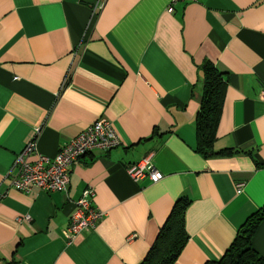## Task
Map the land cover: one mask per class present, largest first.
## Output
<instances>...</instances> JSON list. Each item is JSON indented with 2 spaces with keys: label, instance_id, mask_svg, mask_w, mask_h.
Segmentation results:
<instances>
[{
  "label": "crops",
  "instance_id": "crops-1",
  "mask_svg": "<svg viewBox=\"0 0 264 264\" xmlns=\"http://www.w3.org/2000/svg\"><path fill=\"white\" fill-rule=\"evenodd\" d=\"M0 0V264H137L173 201L187 241L172 264L216 260L264 203V0ZM223 71L212 150L195 151L200 64ZM100 118L120 143L75 159L66 192H22L5 177L34 137L53 156ZM148 158L161 178L133 181ZM35 156H29L33 160ZM90 186L102 217L66 242ZM27 216V218H26ZM264 255V218L252 237Z\"/></svg>",
  "mask_w": 264,
  "mask_h": 264
},
{
  "label": "built area",
  "instance_id": "built-area-1",
  "mask_svg": "<svg viewBox=\"0 0 264 264\" xmlns=\"http://www.w3.org/2000/svg\"><path fill=\"white\" fill-rule=\"evenodd\" d=\"M104 1L96 0L91 15L95 14V10L99 9ZM176 1L179 0H170L166 7L168 12L172 11V3ZM260 96L264 97V88L261 89ZM119 143L120 139L111 122L103 118L85 126L78 134L61 144L53 156L38 152L33 137L14 156L5 177L12 188L22 192H29L33 188L45 192H66L69 167L75 159L93 149L106 151ZM32 154L35 158L29 160ZM125 170L133 181H137L144 175H147L152 182L161 178L160 172L152 167L150 160L146 157L130 163ZM93 195V188L87 186L73 202L74 208L62 231L66 242L72 241L80 231L92 228L102 217V211L92 204Z\"/></svg>",
  "mask_w": 264,
  "mask_h": 264
},
{
  "label": "trees",
  "instance_id": "trees-1",
  "mask_svg": "<svg viewBox=\"0 0 264 264\" xmlns=\"http://www.w3.org/2000/svg\"><path fill=\"white\" fill-rule=\"evenodd\" d=\"M201 90L194 116L195 151L209 158L223 151L212 150L216 126L224 99L226 81L224 72L209 60L199 66ZM188 201L184 196L175 199L146 253L137 264H172L187 241L184 230V210ZM264 218V203L249 214L238 226L235 237L216 260L204 264H264V255L251 246V237Z\"/></svg>",
  "mask_w": 264,
  "mask_h": 264
}]
</instances>
